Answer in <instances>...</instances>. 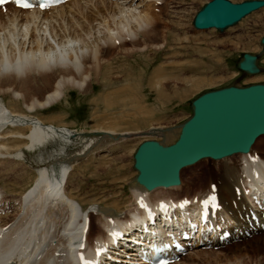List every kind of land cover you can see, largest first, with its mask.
I'll use <instances>...</instances> for the list:
<instances>
[{"label": "bare ground", "instance_id": "6f19581e", "mask_svg": "<svg viewBox=\"0 0 264 264\" xmlns=\"http://www.w3.org/2000/svg\"><path fill=\"white\" fill-rule=\"evenodd\" d=\"M162 3H166L165 0H73L44 12L23 11L14 7L11 13L1 17L0 164L14 165L12 161L14 156L20 163L23 162L21 164L27 165L26 168L35 169L38 176L34 185L22 194L4 195L1 186L0 264H77L78 252H81L82 260L85 262L86 256L89 257L93 249L89 239L92 215L97 216L94 221L105 232L119 233L123 229L127 231L132 228L139 229L142 221V211L138 209L140 202L149 208L162 200L173 201L175 198L172 196L176 195L174 193L183 187L181 184L147 191L133 183L132 196L137 203L136 207L126 206L127 214L124 215L120 211L115 213L108 209H96L97 214L89 212L65 189L72 175L70 170L74 159L68 158V151L86 144L87 139L94 141V146H89L87 150L90 151L95 146H102L101 143L105 140L108 142L123 140L129 137L131 132L115 133L105 130L78 132L45 123L30 114L50 107L61 99L65 90L69 88L83 89L93 86L94 76L103 78L105 84L111 82L112 67L105 62L102 55L105 49L128 45L131 49L124 48L120 51L129 55L136 50L146 51L150 47V40L164 42L166 36L160 29L173 21L163 23L159 20L161 18H158L159 14H151L147 8L151 5L152 8L153 6L158 8ZM2 15L4 14L0 16ZM157 45L159 44H154L155 47ZM261 72L264 70L259 73ZM162 84L163 82L157 83L156 86ZM34 85L46 86L51 91L38 99L30 93L32 91L30 86ZM2 94L10 95L15 103L21 101L28 113L14 111L6 104ZM173 128L167 134L162 133L164 128H151L150 133L161 134L166 142H171L178 132V127ZM94 132L105 134L89 135ZM48 143L56 145V148L42 151L40 147ZM262 146L264 147L261 144ZM37 150L35 158L28 154V151ZM262 150L257 153L252 151L246 155L241 154V159L236 165L223 164L216 177L214 173L210 174L211 184L215 185L221 204V209L213 220L222 218L227 225H231L233 223L231 219H234L237 227L243 232L238 234L233 231L228 243L220 245L218 240L213 241L214 246H220L221 252L216 253L215 259L222 261L221 264H264ZM224 159L216 162H225ZM12 182L14 184L11 186H15L16 182ZM209 191L210 189L207 192ZM197 197L200 196L186 197L190 202L181 212L170 201L171 213L177 220L171 224L159 220L158 226L163 231L170 230V225L175 228L182 227L188 218L193 219L195 215L191 207L198 205V200H196L198 203L194 202ZM251 210L256 219L251 217ZM124 217H128V220L121 221ZM200 232L203 236L205 231L200 229ZM198 235H195V240L197 238L200 241L202 237L201 234ZM143 237L147 238L148 235L143 234ZM107 238L108 235L106 237L99 231L93 244L101 241L109 243ZM248 243L256 256L251 257L244 248ZM225 250L230 254L227 255ZM201 252L204 251L200 248L193 251L196 255H200ZM128 254L136 255L135 252ZM184 262L185 259L179 264Z\"/></svg>", "mask_w": 264, "mask_h": 264}, {"label": "rangeland", "instance_id": "374dc122", "mask_svg": "<svg viewBox=\"0 0 264 264\" xmlns=\"http://www.w3.org/2000/svg\"><path fill=\"white\" fill-rule=\"evenodd\" d=\"M208 1L210 0H165L166 3L158 8L147 6L151 14L160 15L158 18L163 23L173 21L160 29L166 36L164 42L150 40V47L146 51L136 50L129 55L120 51L124 48L131 49L128 45L105 49L102 55L105 62L112 67L111 82L105 84L103 78L94 76L93 86L83 89L69 88L50 107L30 113L45 123L78 132H131L123 140H105L101 143L102 146H95L90 151H87L89 146H94V141L90 139L83 146H78L80 149L75 147L68 151V158L74 159L70 170L72 175L65 189L82 204L83 209L95 214L96 209L127 214L126 206H133L136 201L132 196V184L137 176L133 167L135 151L145 140H164L163 135L150 133L151 128L177 127L191 115L192 100L209 90L231 84L246 86L264 83V72L247 75L237 68L244 53H258L260 68L264 70V49L260 42L264 36V9L223 32L215 29L197 30L193 26L194 16ZM11 7L0 11V15L4 14L0 16V20L12 12ZM154 44L159 45L155 47ZM161 82L163 86H156ZM30 89L32 96L38 99L51 91L43 85L30 86ZM2 95L6 104L14 111L28 113L21 101L15 103L10 95ZM261 144L264 145V137H260L252 151L257 153L263 149L264 152ZM40 148L42 151L53 150L56 145L48 143ZM28 154L35 158L38 150L28 151ZM241 156H231L224 159L225 162L204 160L185 168L181 172L183 187L172 197L179 200L207 193L211 185V172L216 177L220 166L225 163L236 165ZM12 158L14 165L0 164V189L2 186L4 195H18L28 191L38 176L35 169L26 168L27 165L21 164L23 162L20 163L17 157ZM12 181L16 182L15 186H11L14 184ZM95 219L97 216L92 215L90 244L99 231L104 232L102 227L97 226ZM244 248L251 257L257 255L252 253L249 243ZM220 252L221 250L212 249L204 250L200 255L193 253L185 258L184 264H221L222 261L215 259L216 253ZM226 253L230 254L229 251Z\"/></svg>", "mask_w": 264, "mask_h": 264}, {"label": "water", "instance_id": "95a60500", "mask_svg": "<svg viewBox=\"0 0 264 264\" xmlns=\"http://www.w3.org/2000/svg\"><path fill=\"white\" fill-rule=\"evenodd\" d=\"M262 8L264 0H211L195 15L193 25L200 30L216 28L222 32ZM261 44L264 46V36ZM259 58L258 54L244 53L237 68L244 74H257L262 71ZM190 108L191 115L177 126L173 141L148 139L137 147L134 182L145 190L178 186L182 169L205 159L248 154L256 140L264 136V83L231 84L207 91L192 100ZM173 129L164 128L162 133Z\"/></svg>", "mask_w": 264, "mask_h": 264}, {"label": "snow or ice", "instance_id": "6c2138e0", "mask_svg": "<svg viewBox=\"0 0 264 264\" xmlns=\"http://www.w3.org/2000/svg\"><path fill=\"white\" fill-rule=\"evenodd\" d=\"M3 2H7V0H0V3H3ZM16 2L18 4V6H20V7H24V8L33 7V5L27 3L26 0H16ZM39 6L41 8L46 7V5H43V4H41ZM97 254H99V253H97Z\"/></svg>", "mask_w": 264, "mask_h": 264}]
</instances>
